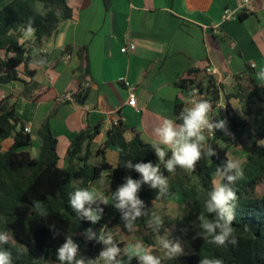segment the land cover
<instances>
[{
    "label": "crops",
    "instance_id": "0c3cea01",
    "mask_svg": "<svg viewBox=\"0 0 264 264\" xmlns=\"http://www.w3.org/2000/svg\"><path fill=\"white\" fill-rule=\"evenodd\" d=\"M249 1L250 7L242 10L243 0H68L72 17L34 50L47 58L45 65L31 66L35 71L34 90L28 88V96H24L23 81L0 85V100L13 95L18 118L24 127H30L32 142L24 150L32 157L33 150L38 154V130L47 118L57 138L60 168L67 166L66 154L73 139L89 127L99 128L92 146L94 153L104 146L108 132L120 121L126 127L127 140L138 134L150 144L153 129L165 118L175 120L177 104L187 105L191 89H181L177 85L179 79L190 78L193 70L199 72L198 80L202 79L206 68L213 69L210 76L223 87L220 101L213 107L214 119H224L228 124L218 105L226 106L225 95L236 92L234 76L251 64L256 65L252 69L257 73L264 69V0ZM7 2L0 0V7ZM227 8L237 12L233 19L225 20ZM33 39L34 34L25 37L23 32L22 41ZM130 44L135 49L121 52ZM10 55L0 50L1 59ZM21 77L31 82L30 78ZM85 83L89 85L84 104L67 98ZM132 91L137 97L135 106L128 104ZM230 103L241 114L238 100L231 99ZM243 140H247L246 136ZM13 143L14 137H9L2 145L8 150ZM238 148H242L246 158L247 151L240 144L231 146L229 153ZM105 157L115 166L119 149L108 146ZM101 160L94 155L93 163L99 165ZM89 187L109 198L115 192L107 174L103 183L100 178ZM186 203L180 187L174 185L166 196L153 200L151 208L164 220L183 213ZM106 206L107 213L102 217L110 218L115 207L111 203ZM96 224H92L94 232ZM144 233L146 229H135L130 237L142 240L151 246L154 255L165 259L158 235L179 240L184 252L190 247L174 227L152 234V245L145 242ZM126 235L121 228L115 229L114 236L124 244L123 248L131 242ZM191 251L189 248L188 253ZM119 259L123 264L128 261L123 254Z\"/></svg>",
    "mask_w": 264,
    "mask_h": 264
},
{
    "label": "trees",
    "instance_id": "16d2710c",
    "mask_svg": "<svg viewBox=\"0 0 264 264\" xmlns=\"http://www.w3.org/2000/svg\"><path fill=\"white\" fill-rule=\"evenodd\" d=\"M240 16L244 18L243 14ZM71 17L68 0H9L0 7V50L11 54L0 58V85L23 81V95L28 96V88L29 91L35 88V71L31 66L47 63L46 55L34 50L44 40L51 38L59 25ZM29 20L35 29L34 39L22 41ZM203 74V78L198 80L199 72L190 71V78L179 79L177 85L183 90L199 87L215 107L220 101L223 87L216 84L210 75ZM256 74L249 66L246 71L234 76L236 92L225 95L227 126L233 138L223 131L215 132L207 144L215 149L216 156L202 158L193 172L178 168L175 173H168L160 164L162 174L168 179L169 190L178 185L187 202V209L183 213L164 218L163 228L159 232L161 234L163 229L174 227L190 246L191 253L179 257L178 264H199L201 258H218L223 264H264V192L260 194L257 190L260 184H264V146L259 144L264 140V81L260 82ZM21 76L30 78L31 82L22 80ZM87 93V88L83 90L81 87L72 99L84 104ZM231 99L238 100L241 114L235 111ZM15 107L13 95L0 100V231L9 232L12 237L10 243L3 247L11 251L14 264H59L56 250L65 242L66 236H71L79 245L80 256L97 258L104 245L85 238L84 232L92 228V223L76 217L68 205V193L75 188H88L101 178V173L103 176L107 174L112 189L116 191L125 182L126 176L140 178L134 169H126L124 162L131 160L133 164L151 162L155 165L159 160L154 149L144 143L138 134L127 140L126 127L120 121L108 132L104 146L94 153L92 146L99 135V128L89 127L73 139L66 154L67 166L60 168L57 138L51 129L50 120L47 118L38 130L40 147L37 156L32 157L30 152L24 150L31 145V136L24 131V124L18 118ZM183 107L177 104L175 108V120L178 123ZM245 136L246 141L243 140ZM9 137H14V143L5 150L2 142ZM236 144L242 145L247 151L242 164L244 176L233 186L237 200L232 227L235 228L238 244L216 246L196 236L199 231L197 217L200 212L208 216L204 204L207 193L212 189L216 168L230 159L229 148ZM110 145L119 149L115 166L110 165L105 157V150ZM94 155L101 157L99 165L93 163ZM158 191L145 184L137 194L150 212L153 211L151 202L158 198ZM34 200L43 202L47 217H40L33 211ZM101 207L105 215L107 206ZM149 218H139L135 229H146L143 238L152 245L151 235L155 232L148 228ZM50 225H55L57 234L54 235ZM118 227L129 233L121 220V213L114 208L113 216L102 217L95 229L97 235L100 230L112 232L114 242L123 248L124 244L114 236ZM161 260L162 264H169L168 259L161 257ZM126 264H138V261L133 258Z\"/></svg>",
    "mask_w": 264,
    "mask_h": 264
},
{
    "label": "clouds",
    "instance_id": "9594fccd",
    "mask_svg": "<svg viewBox=\"0 0 264 264\" xmlns=\"http://www.w3.org/2000/svg\"><path fill=\"white\" fill-rule=\"evenodd\" d=\"M35 29L29 20L24 31L25 37H31ZM257 79L264 81V70L259 71ZM223 107V106H222ZM221 107V108H222ZM213 105L207 99H199L193 92L179 113V123L174 119L165 118L153 129L154 139L150 146L154 149L159 163H135L131 160L124 162V167L135 170L140 174L139 179L130 175L125 177V182L118 186L111 197L104 195L95 187L75 188L68 193V205L81 220L96 224L102 219L104 208L101 205L110 203L121 213V220L126 230L134 232L136 221L144 216H149L148 227L159 234L164 225L163 218L154 211L145 208L144 202L138 197L142 185L147 184L152 189H159L157 197L166 196L169 192L168 179L160 168L163 164L168 173H175L179 168L186 172L195 171L196 164L202 158L210 159L217 155L215 149L206 144V133L214 135L217 130L231 136L227 121L214 119ZM259 144L264 146V140ZM169 152L171 153L169 155ZM101 183H103V173ZM216 178L212 182V189L207 193L204 207L208 216L203 212L197 217L198 229L196 236L208 244L216 246L238 244L235 228L232 227L235 219L237 193L234 185L243 178L244 172L239 160L227 159L216 168ZM33 211L40 217H47L48 213L43 202L34 200ZM211 217V218H209ZM54 235L55 225H50ZM87 240H97L104 245L99 256L95 259L84 258L79 255V245L71 236L65 237V242L56 250V260L59 264H122L118 257L126 255L128 260L137 259L138 264H162L161 257L154 255L151 246L136 238L131 237V242L121 249L115 242L112 232L100 230L99 235L88 228L84 232ZM12 237L9 232L0 231V264H14L13 256L8 245ZM158 243L164 251V256L170 261L185 254L179 240L170 239L168 236H159ZM199 264H223L218 258H201Z\"/></svg>",
    "mask_w": 264,
    "mask_h": 264
},
{
    "label": "built area",
    "instance_id": "2783aa9c",
    "mask_svg": "<svg viewBox=\"0 0 264 264\" xmlns=\"http://www.w3.org/2000/svg\"><path fill=\"white\" fill-rule=\"evenodd\" d=\"M249 4H250V1H249V0H243V2H242L241 5H240V8H241L242 10H245V9H247V8L250 7ZM235 14H237V12H236L235 10H231L230 8H227V9H225V11H224V18H225V20L233 19V18L235 17ZM128 49H132V50L135 49V45H134V44H130L128 48H127V47L122 48V49H121V52L125 53ZM255 66H256L255 64H251V65H250L251 68H255ZM205 73H206L207 75H210L211 73H213V69H212V68H206ZM88 85H89L88 83L83 84L82 89L85 90V89L88 87ZM193 92L196 93L197 98H199V99H207V98H208V96H207L204 92H202V91L200 90V88L197 87V86H193V87L191 88L190 96H191V94H192ZM73 95H74V94H72V93H71V94H68L67 98H68V99H72V96H73ZM136 103H137L136 93H135L134 91H132V92L130 93V95H129L128 104H129L130 106H135ZM211 104L213 105L212 102H211ZM222 106H223V107H222ZM218 107H219V110H221V112L225 113L226 106H225L224 104L220 103V104L218 105ZM221 107H222V108H221ZM24 131L27 132V133H29V132H30V127H29V126H26V127L24 128ZM206 135H207V137H208V141L211 140V139L214 137V135H209V134H207V133H206Z\"/></svg>",
    "mask_w": 264,
    "mask_h": 264
},
{
    "label": "rangeland",
    "instance_id": "374dc122",
    "mask_svg": "<svg viewBox=\"0 0 264 264\" xmlns=\"http://www.w3.org/2000/svg\"><path fill=\"white\" fill-rule=\"evenodd\" d=\"M207 136H206V140H207ZM238 150V151H237ZM243 150H242V148H238V149H235V150H231V152L229 153V156H230V159H234V160H239L240 161V163H241V165L244 163V161H245V156H244V154H243V152H242ZM32 153H33V155L36 157L37 156V151L36 150H33L32 151ZM257 190H258V192L260 193V194H262L263 192H264V184H260L259 186H258V188H257ZM132 234H127L126 236H128V238L129 239H131V236ZM156 241H157V239H156ZM190 247H188L187 249H186V252L188 253V249H189ZM185 252V253H186ZM186 253V254H187ZM184 256V255H183ZM179 257H181V256H179ZM179 257H177L176 259H174V260H170L169 261V264H178V258ZM43 264H54V263H51V262H47V263H43Z\"/></svg>",
    "mask_w": 264,
    "mask_h": 264
}]
</instances>
